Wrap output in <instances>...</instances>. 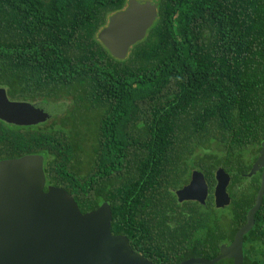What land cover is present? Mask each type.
<instances>
[{
    "label": "trees",
    "instance_id": "1",
    "mask_svg": "<svg viewBox=\"0 0 264 264\" xmlns=\"http://www.w3.org/2000/svg\"><path fill=\"white\" fill-rule=\"evenodd\" d=\"M150 1L155 22L117 60L97 35L127 0H0V89L66 106L46 127L0 120V161L42 156L46 186L82 214L107 203L112 235L152 264L211 260L260 185L246 174L264 140V0ZM219 167L224 209L213 204ZM194 170L204 205L175 196ZM243 264H264V196Z\"/></svg>",
    "mask_w": 264,
    "mask_h": 264
},
{
    "label": "water",
    "instance_id": "2",
    "mask_svg": "<svg viewBox=\"0 0 264 264\" xmlns=\"http://www.w3.org/2000/svg\"><path fill=\"white\" fill-rule=\"evenodd\" d=\"M157 17L150 0H127L124 9L112 14L97 40L117 60H124L130 48L142 41ZM63 103L15 102L0 89V120L17 125L38 124ZM57 113V114H58ZM260 172V185L253 206L229 245H221L211 260L190 258L179 264H217L232 260L243 264V239L254 226V216L264 196V140L259 155L246 174ZM213 204L224 209L230 204L227 192L230 176L221 167L214 172ZM179 203L204 205L208 187L203 174L191 172L187 185L175 191ZM0 264H152L134 253L126 237L112 235L111 210L107 203L82 214L64 190L46 186L43 157L26 155L0 161Z\"/></svg>",
    "mask_w": 264,
    "mask_h": 264
},
{
    "label": "rangeland",
    "instance_id": "3",
    "mask_svg": "<svg viewBox=\"0 0 264 264\" xmlns=\"http://www.w3.org/2000/svg\"><path fill=\"white\" fill-rule=\"evenodd\" d=\"M58 103H61V102H58ZM58 113V112H57ZM56 112L54 113V114H56V115H54V116H51L50 118H48L47 120H45V121H40L38 124H34L33 126H39V127H46V126H48L50 123H52L53 121H58L59 120V117H62L63 116V114L65 113V111H62L61 113H58L57 114ZM53 117H55V118H53ZM14 125H17L16 123H14Z\"/></svg>",
    "mask_w": 264,
    "mask_h": 264
},
{
    "label": "flooded vegetation",
    "instance_id": "4",
    "mask_svg": "<svg viewBox=\"0 0 264 264\" xmlns=\"http://www.w3.org/2000/svg\"><path fill=\"white\" fill-rule=\"evenodd\" d=\"M2 122H4L5 124H7V125H14L13 123H10V122H5V121H3V120H1ZM190 180V179H189ZM228 260H230V259H228ZM231 261V264H233V261L232 260H230Z\"/></svg>",
    "mask_w": 264,
    "mask_h": 264
}]
</instances>
